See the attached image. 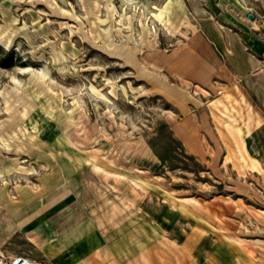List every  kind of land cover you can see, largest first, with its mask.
<instances>
[{
    "label": "rangeland",
    "instance_id": "374dc122",
    "mask_svg": "<svg viewBox=\"0 0 264 264\" xmlns=\"http://www.w3.org/2000/svg\"><path fill=\"white\" fill-rule=\"evenodd\" d=\"M0 250L264 264V0H0Z\"/></svg>",
    "mask_w": 264,
    "mask_h": 264
},
{
    "label": "built area",
    "instance_id": "2783aa9c",
    "mask_svg": "<svg viewBox=\"0 0 264 264\" xmlns=\"http://www.w3.org/2000/svg\"><path fill=\"white\" fill-rule=\"evenodd\" d=\"M0 264H49L44 259L33 258L27 255H14L6 256L2 250H0Z\"/></svg>",
    "mask_w": 264,
    "mask_h": 264
},
{
    "label": "water",
    "instance_id": "95a60500",
    "mask_svg": "<svg viewBox=\"0 0 264 264\" xmlns=\"http://www.w3.org/2000/svg\"><path fill=\"white\" fill-rule=\"evenodd\" d=\"M249 17L252 18V19L254 18L253 14H250Z\"/></svg>",
    "mask_w": 264,
    "mask_h": 264
},
{
    "label": "bare ground",
    "instance_id": "6f19581e",
    "mask_svg": "<svg viewBox=\"0 0 264 264\" xmlns=\"http://www.w3.org/2000/svg\"><path fill=\"white\" fill-rule=\"evenodd\" d=\"M165 8H163V10H164Z\"/></svg>",
    "mask_w": 264,
    "mask_h": 264
}]
</instances>
